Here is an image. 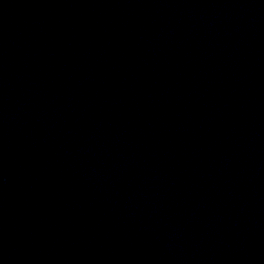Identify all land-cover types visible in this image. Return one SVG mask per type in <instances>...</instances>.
<instances>
[{
  "label": "water",
  "instance_id": "obj_1",
  "mask_svg": "<svg viewBox=\"0 0 264 264\" xmlns=\"http://www.w3.org/2000/svg\"><path fill=\"white\" fill-rule=\"evenodd\" d=\"M80 264H264V0H0Z\"/></svg>",
  "mask_w": 264,
  "mask_h": 264
}]
</instances>
